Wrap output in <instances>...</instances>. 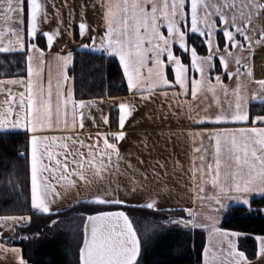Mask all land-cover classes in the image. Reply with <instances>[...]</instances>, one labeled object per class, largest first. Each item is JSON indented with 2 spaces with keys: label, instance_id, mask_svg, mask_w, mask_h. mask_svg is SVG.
I'll return each instance as SVG.
<instances>
[{
  "label": "snow or ice",
  "instance_id": "1",
  "mask_svg": "<svg viewBox=\"0 0 264 264\" xmlns=\"http://www.w3.org/2000/svg\"><path fill=\"white\" fill-rule=\"evenodd\" d=\"M101 9L105 30L100 47L94 51L118 58L127 89L133 95L141 94L147 99L160 92L167 97L168 89L178 88L179 91L172 92L173 97L190 95L195 101L211 93L219 105V95L224 93L229 98L228 110L221 106L214 118L205 110V118L197 120L190 116L193 122L201 125H264V115L256 116L253 121L248 107L250 100L264 103V79L255 81L258 90L251 96L241 79L253 76L244 62L243 53L246 45L249 50L252 47L251 24L254 18L264 16V0H223V3L220 0L214 3L209 0H103ZM0 15L6 23L11 22L7 28V43H4L5 32L0 31V55L21 53L26 65L24 71L15 73L14 77L0 79V96L4 97L0 100V132L22 128L31 134V210L59 215L52 213L50 206L61 193L51 181H57L68 191L78 187L70 176L78 177L86 185L92 183L84 171L77 170L83 169L85 164L93 168L94 175L100 179L113 168L118 169L123 157L117 141L126 138V121L133 115L135 106L129 101L113 98L119 130L98 131L92 143L85 144L73 135H49L75 133L83 128L84 110L96 102L74 98L73 78L67 71L73 63L72 52L53 57L56 62L54 77L52 63L46 60V53L37 41L45 39L46 46L51 49L60 30L44 32L40 29L39 25L48 21L47 4L43 0H0ZM59 23H63L62 19ZM78 28L81 36L89 32L86 20H82ZM190 36L202 40L207 55L198 54L195 44H189ZM261 42H264V31L258 34L255 44ZM177 47L179 53L175 50ZM186 54H190L189 63L184 62ZM217 62L223 74L235 81L236 86L231 92L220 74L212 76L217 70ZM233 62L235 71H229ZM4 75L9 73L6 71ZM13 87L18 90L14 92ZM188 107L191 112L192 105ZM103 123L110 126V117L104 116ZM192 136L194 144L195 137H200L199 146L193 149L195 155L190 170L192 183L197 185L199 181V199L214 201L221 208L225 207L221 203L225 198L243 205H250L256 196L264 199V127H216L206 133L193 132ZM205 136L209 142L207 147L203 143ZM77 145L80 149L87 148V154L83 151L74 153L72 149ZM69 164L74 167L70 169ZM207 184L211 185L213 194L205 196ZM91 203L111 206L123 205L124 201L108 198L106 192H97ZM141 207L160 211L154 199ZM180 211L186 212L188 218L149 222L137 227L123 210H96L84 218L79 264H141L143 245L168 224L208 231L209 245L203 250L204 264H253L244 251L238 250L234 239L238 233L224 231L215 217L200 223L191 209ZM0 221L22 227L31 222V217L0 216ZM59 223V220L51 221L52 226ZM141 231L145 234L143 240L138 235ZM24 238L39 239L40 236L36 233ZM255 239L259 244L258 258L264 260V235ZM9 254L16 259L9 262ZM0 255L4 264H27L22 250L8 247L7 241L2 239Z\"/></svg>",
  "mask_w": 264,
  "mask_h": 264
},
{
  "label": "crops",
  "instance_id": "2",
  "mask_svg": "<svg viewBox=\"0 0 264 264\" xmlns=\"http://www.w3.org/2000/svg\"><path fill=\"white\" fill-rule=\"evenodd\" d=\"M215 1V0H214ZM47 4L48 21L39 25L40 29L44 32L53 31L59 28L60 35L57 40L54 41L53 46L49 49L46 46L44 39L43 49L46 53V60L51 61L53 66V74L55 77V60L53 57L56 54L66 55L68 52H72L74 55L75 51H89L103 56H108L106 52L94 51V48L100 47L101 37L105 30L104 20L102 15L101 4L103 0H43ZM210 2V1H209ZM239 2V0H236ZM212 3V2H210ZM223 3V2H221ZM62 19L63 23H59ZM86 20L89 25V32L87 35L81 36L79 33L78 25ZM11 25V22H5L3 15H0V31L5 32L4 43H7L9 37L7 36V28ZM252 31L249 35L253 37L252 47L249 50L246 45V50L243 55L246 57V64L253 72L251 79L242 77V82L246 86L247 93L249 96L257 92V84L255 81L264 79V42L257 45L255 40L258 39V34L264 31V16L258 19H253L251 24ZM91 37L92 39H90ZM14 39V38H13ZM221 40V47H223V40ZM85 45L87 47H85ZM206 48V47H205ZM179 53L178 47L175 49ZM236 52L237 50H233ZM103 52V54H102ZM199 54V53H198ZM188 56L190 54H187ZM201 55V54H200ZM207 55V49L206 53ZM110 57V56H109ZM117 61L124 83L126 84V78L123 76L122 66L118 62V58H114ZM188 58V63H189ZM72 64L69 65L68 70ZM26 67V65H25ZM236 65L230 63L229 71H235ZM67 70V71H68ZM245 71V69H241ZM26 74V73H25ZM220 74L223 79L224 85L228 86L229 92L235 88V81L227 78L223 74L219 63L217 62V70L212 73V76ZM69 75V74H68ZM70 76V75H69ZM14 76L0 77V79L12 78ZM71 77V76H70ZM214 83V81H213ZM74 86V82H73ZM13 87V91H17ZM168 96L165 97L160 92L151 94L150 98L144 99L141 94L133 95L128 89L127 93L115 96H103V97H92V98H80L85 101H95V105L90 109L84 110V127L79 129L75 133H48L49 135H73L74 138L78 137L83 140L85 144L92 143L96 139V133L99 132H113L118 129V113L116 109L112 107L113 98L118 100H125L131 102L135 107L133 115L126 121L125 131L126 138L122 141H117L120 153L123 159L119 164V168H113L112 171L107 172L103 175V179L94 175L95 170L85 164L83 169H77L84 171L92 183L86 185L83 181L79 180L76 176H70L71 179L76 180L78 187L71 188L65 191L60 187V183L52 180L51 182L56 186V190L61 193L60 197L56 198L55 202L50 206L52 213L58 212L62 214L67 209L82 205V211L78 212L79 219L81 220L79 226L75 227V231L78 229L79 235H75L73 240L69 241V257L71 261L78 263V249L82 242V225L84 217L87 214L95 213L96 210H101L104 207L91 203L93 194L107 193L108 198H116L124 201L123 205H111L117 208H128V207H141V205L150 202L151 200L157 201V207L160 211H154L147 209L152 212H163V213H179L188 218L186 212L180 211L181 209H191L196 214V220L200 223H207L208 217L217 218L219 226L220 216L226 211L230 205H243L237 201L230 199H222L221 203L225 206L221 208L214 201L208 199H199V181L197 185L192 183L191 167L194 158V147L199 146L200 137L196 136L194 144L193 132H207L216 127H241V126H257L264 127L261 124H224L214 125L211 123L201 125L194 123L191 117H195L197 120L205 118V110H207L208 116L214 118L219 108L224 107L228 110V99L224 93H220L218 105L216 100L212 97L211 93L206 96H200L195 101L189 95L188 97L178 96L173 97V91H179V89H168ZM148 95V94H145ZM3 96H0V100H3ZM77 100H80L75 97ZM189 104L192 105V111H189ZM253 104H261L258 100H250L249 102V115L250 117L255 115H264L254 113L251 111ZM264 104V103H262ZM109 116L111 119V125L107 126L103 123V117ZM93 120L95 122H93ZM9 133H20L27 137V163L29 171V202H30V133L24 129H15L9 132H0V134ZM112 142V141H110ZM204 146L207 147L209 142L205 136L203 139ZM102 146V140H101ZM72 151L78 152L83 151L87 154L88 149H80L79 146L73 147ZM79 159V157H77ZM99 159V158H98ZM115 159V158H113ZM197 165L199 161H196ZM74 166L69 164V168L72 169ZM51 180V177H49ZM213 194V189L210 184L204 186V195L208 196ZM256 196L254 198H257ZM253 199V198H252ZM172 209L174 211L170 212ZM107 210V209H103ZM33 211V210H32ZM39 213L38 211H33ZM44 217L56 216L53 220L64 221L70 218L72 215L60 218V215H49L42 214ZM0 216H20V215H0ZM29 216V215H26ZM50 219V218H49ZM50 220L48 227L53 232L65 234L60 224L55 226L51 225ZM29 225L24 224L22 227L12 226L10 222L5 223L0 221V239L8 241L9 239L16 236L17 232L22 228ZM78 225V224H77ZM76 226V224H75ZM184 227V226H182ZM220 227V226H219ZM185 228V227H184ZM200 229V228H191ZM223 229V228H222ZM203 231L204 240L201 253V261L199 264H204L203 250L209 245V234L206 229H200ZM227 232H234L231 230L223 229ZM237 233V232H235ZM235 237L238 250L243 251L239 246V240L244 237V234H240ZM257 236L254 235L253 239L255 242L254 255L249 256L245 251L246 256L253 264H264V260L258 258V241L255 239ZM20 239V238H18ZM8 247H16L22 250L18 244H8ZM23 255V254H22ZM15 257L11 254L8 255V261L11 262ZM24 259V258H23ZM25 260V259H24ZM27 262V261H26ZM0 264H4L3 256L0 255ZM27 264H29L27 262Z\"/></svg>",
  "mask_w": 264,
  "mask_h": 264
},
{
  "label": "trees",
  "instance_id": "3",
  "mask_svg": "<svg viewBox=\"0 0 264 264\" xmlns=\"http://www.w3.org/2000/svg\"><path fill=\"white\" fill-rule=\"evenodd\" d=\"M221 41V40H220ZM189 44H195L198 53L204 55L206 48L197 36H190ZM44 47V39L37 41ZM6 61H10L8 64ZM184 62L188 63V55ZM0 77L15 76L24 71V55L14 53L0 55ZM9 75L5 76L4 73ZM73 78L76 98L115 96L127 93L117 61L109 56L89 51H75L73 63L68 70ZM251 111L264 114V104H253ZM27 137L20 133L0 134V215H29L31 222L19 230L8 244H18L22 248L25 261L29 264H78L69 257L67 234L53 232L48 227V217L31 210L29 202V171L26 157ZM84 206H73L59 217H66L82 210ZM103 209H117L104 207ZM123 209L134 226L142 227V221H160L167 218H184L179 213L152 212L145 208ZM219 226L244 237L239 240L240 248L249 256L254 255V235H264V199L253 198L250 205H230L220 216ZM38 233L39 239H25ZM142 235V231L138 233ZM20 238V239H18ZM142 239V238H141ZM143 240V239H142ZM204 235L200 229L173 226L152 235L143 245L141 264H199Z\"/></svg>",
  "mask_w": 264,
  "mask_h": 264
},
{
  "label": "rangeland",
  "instance_id": "4",
  "mask_svg": "<svg viewBox=\"0 0 264 264\" xmlns=\"http://www.w3.org/2000/svg\"><path fill=\"white\" fill-rule=\"evenodd\" d=\"M209 1L212 2V3L216 2V0L215 1L214 0H209ZM220 2H223V0H220ZM229 2H231V0H229ZM80 211H82V210H80ZM22 215H25V214H22ZM71 215L72 216L70 218H67L66 220L62 221L61 224H60V226L63 229L67 230V231H64V233L67 234L68 241L73 240L75 235H77V234L79 235L78 229L75 231L74 228L79 226V223L81 221L79 219L80 217L78 215V212H76L74 214H71ZM55 217L56 216L49 217L50 219L48 221L55 219ZM183 217L186 219L185 215H183ZM167 219H172V218H167ZM167 219H165V220H167ZM165 220L161 219L160 221H155V222L156 223H160V222H163ZM149 222H153V221H151V219L142 221V226L148 224ZM75 224H76V226H75ZM173 226H177V225L168 224L167 226L162 227L160 231H162L164 229H167V228H170V227H173ZM160 231H158V232H160ZM144 236H145V234L142 232L141 238L144 239Z\"/></svg>",
  "mask_w": 264,
  "mask_h": 264
},
{
  "label": "water",
  "instance_id": "5",
  "mask_svg": "<svg viewBox=\"0 0 264 264\" xmlns=\"http://www.w3.org/2000/svg\"><path fill=\"white\" fill-rule=\"evenodd\" d=\"M109 210H123V209H120V208H117V209H108V210H105V211H109ZM124 211V210H123ZM91 214H94V213H91ZM87 215H90V214H87ZM87 215H85V217L87 216ZM84 217V218H85ZM83 224H84V222H83ZM181 226H183V225H181ZM82 237H83V225H82ZM81 246V245H80ZM78 264H79V249H78Z\"/></svg>",
  "mask_w": 264,
  "mask_h": 264
},
{
  "label": "built area",
  "instance_id": "6",
  "mask_svg": "<svg viewBox=\"0 0 264 264\" xmlns=\"http://www.w3.org/2000/svg\"><path fill=\"white\" fill-rule=\"evenodd\" d=\"M102 54H103V52H102ZM256 116H257V115L253 114V115L251 116V119L254 121ZM256 124H259V123H256Z\"/></svg>",
  "mask_w": 264,
  "mask_h": 264
}]
</instances>
